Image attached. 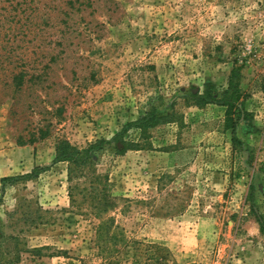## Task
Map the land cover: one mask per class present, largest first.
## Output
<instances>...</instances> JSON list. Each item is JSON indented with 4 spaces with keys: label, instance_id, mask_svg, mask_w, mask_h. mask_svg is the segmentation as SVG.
Returning <instances> with one entry per match:
<instances>
[{
    "label": "rangeland",
    "instance_id": "1",
    "mask_svg": "<svg viewBox=\"0 0 264 264\" xmlns=\"http://www.w3.org/2000/svg\"><path fill=\"white\" fill-rule=\"evenodd\" d=\"M0 261L264 264V0H0Z\"/></svg>",
    "mask_w": 264,
    "mask_h": 264
},
{
    "label": "trees",
    "instance_id": "2",
    "mask_svg": "<svg viewBox=\"0 0 264 264\" xmlns=\"http://www.w3.org/2000/svg\"><path fill=\"white\" fill-rule=\"evenodd\" d=\"M212 84L208 83V86L204 89L202 93L192 94V99L197 103H206V102H219L223 105L227 106V119L232 121L231 112L233 107H238L237 101L239 99L238 89L235 87L233 80L231 79L229 82V88L232 87V92L229 94L226 90L221 93L220 96L222 98L217 99L215 92L212 89ZM239 109V108H238ZM240 110V109H239ZM170 114H163L156 112L155 109L150 110L146 115L141 116L138 120L129 123L128 125H134L140 128L144 133L148 130L149 127L155 125L158 122H164L166 118H168ZM236 122L231 123V126H235ZM43 133V130L41 129ZM118 139H123V131L118 132L112 141H118ZM105 142L111 143L110 141H106L105 139H98L96 141L88 143L85 147H79L71 144L66 139H58L55 144V161H66L68 162V179L70 182H73L75 179L83 176L86 172V169L93 167L94 165V154L104 148ZM122 147H118L115 142L114 146L118 152L124 151L126 149H130L131 144L123 139ZM93 174V173H92ZM94 176V175H92ZM97 178V177H96ZM94 182H92L93 185ZM73 187V185H72ZM72 187H70L72 189ZM94 189H98V186L93 187ZM1 264V261H0Z\"/></svg>",
    "mask_w": 264,
    "mask_h": 264
}]
</instances>
